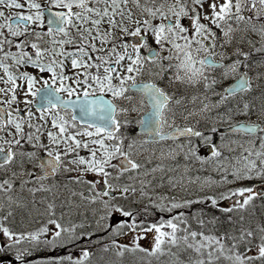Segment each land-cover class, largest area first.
<instances>
[{
    "label": "snow or ice",
    "instance_id": "obj_1",
    "mask_svg": "<svg viewBox=\"0 0 264 264\" xmlns=\"http://www.w3.org/2000/svg\"><path fill=\"white\" fill-rule=\"evenodd\" d=\"M0 264H264V0H0Z\"/></svg>",
    "mask_w": 264,
    "mask_h": 264
},
{
    "label": "flooded vegetation",
    "instance_id": "obj_2",
    "mask_svg": "<svg viewBox=\"0 0 264 264\" xmlns=\"http://www.w3.org/2000/svg\"><path fill=\"white\" fill-rule=\"evenodd\" d=\"M232 83V80H228V81H226L225 83H224V87H227L229 84H231ZM233 138H235V137H233Z\"/></svg>",
    "mask_w": 264,
    "mask_h": 264
},
{
    "label": "trees",
    "instance_id": "obj_3",
    "mask_svg": "<svg viewBox=\"0 0 264 264\" xmlns=\"http://www.w3.org/2000/svg\"><path fill=\"white\" fill-rule=\"evenodd\" d=\"M260 205H261V202L260 201H257V211L260 210Z\"/></svg>",
    "mask_w": 264,
    "mask_h": 264
},
{
    "label": "rangeland",
    "instance_id": "obj_4",
    "mask_svg": "<svg viewBox=\"0 0 264 264\" xmlns=\"http://www.w3.org/2000/svg\"><path fill=\"white\" fill-rule=\"evenodd\" d=\"M12 11H15V10H12ZM89 178H91V177H89ZM252 183H254V181H252ZM81 211L83 212V211H86V210L85 209H81Z\"/></svg>",
    "mask_w": 264,
    "mask_h": 264
},
{
    "label": "water",
    "instance_id": "obj_5",
    "mask_svg": "<svg viewBox=\"0 0 264 264\" xmlns=\"http://www.w3.org/2000/svg\"><path fill=\"white\" fill-rule=\"evenodd\" d=\"M256 185L260 186L261 185V181L260 182H257Z\"/></svg>",
    "mask_w": 264,
    "mask_h": 264
}]
</instances>
